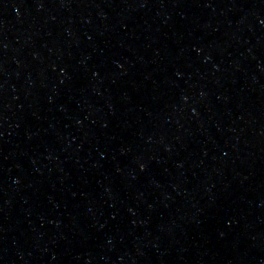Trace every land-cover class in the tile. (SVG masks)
Masks as SVG:
<instances>
[{
	"label": "water",
	"instance_id": "1",
	"mask_svg": "<svg viewBox=\"0 0 264 264\" xmlns=\"http://www.w3.org/2000/svg\"><path fill=\"white\" fill-rule=\"evenodd\" d=\"M0 264H264V0H0Z\"/></svg>",
	"mask_w": 264,
	"mask_h": 264
}]
</instances>
